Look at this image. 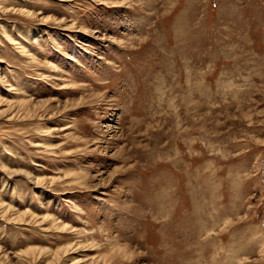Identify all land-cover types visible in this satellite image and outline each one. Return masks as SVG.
<instances>
[{"label": "rangeland", "instance_id": "rangeland-1", "mask_svg": "<svg viewBox=\"0 0 264 264\" xmlns=\"http://www.w3.org/2000/svg\"><path fill=\"white\" fill-rule=\"evenodd\" d=\"M0 264H264V0H0Z\"/></svg>", "mask_w": 264, "mask_h": 264}, {"label": "bare ground", "instance_id": "bare-ground-1", "mask_svg": "<svg viewBox=\"0 0 264 264\" xmlns=\"http://www.w3.org/2000/svg\"><path fill=\"white\" fill-rule=\"evenodd\" d=\"M67 252H69V249H65L61 254H66ZM55 256H56V254H55Z\"/></svg>", "mask_w": 264, "mask_h": 264}]
</instances>
